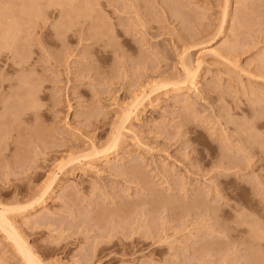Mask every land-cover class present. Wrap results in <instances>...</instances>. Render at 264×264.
Instances as JSON below:
<instances>
[{"label": "rangeland", "instance_id": "374dc122", "mask_svg": "<svg viewBox=\"0 0 264 264\" xmlns=\"http://www.w3.org/2000/svg\"><path fill=\"white\" fill-rule=\"evenodd\" d=\"M0 206L43 264H264V0H0Z\"/></svg>", "mask_w": 264, "mask_h": 264}, {"label": "bare ground", "instance_id": "6f19581e", "mask_svg": "<svg viewBox=\"0 0 264 264\" xmlns=\"http://www.w3.org/2000/svg\"><path fill=\"white\" fill-rule=\"evenodd\" d=\"M13 39V38H12ZM7 48V47H6ZM191 70V69H190ZM184 76H186L185 78H187L191 84V86H194V79H195V72L193 74V72L189 71V69H185L184 70ZM184 78V80H185ZM143 93V92H142ZM140 95V94H139ZM148 95V94H147ZM140 97V96H139ZM135 101V100H134ZM133 101V102H134ZM137 101V99H136ZM136 103V102H135ZM134 103V104H135ZM134 105H131V107H133ZM136 108V106H135ZM130 110V109H129ZM125 112V113H129ZM123 115V114H122ZM127 116V115H126ZM119 134V133H118ZM118 136V135H117ZM114 141V140H113ZM113 141L111 143H113ZM116 141V139H115ZM114 141V142H115ZM116 143V142H115ZM114 145V143L112 144V146ZM111 147V146H110ZM54 174V173H53ZM53 178V177H51ZM53 180V179H52ZM48 184V183H47ZM51 184V183H50ZM50 184H48V186H50ZM46 186V188L48 187ZM49 188V187H48ZM46 190V189H45ZM44 193V192H43ZM42 193V195H43ZM41 195V196H42ZM40 196V198H41ZM1 207V206H0ZM102 210V209H101ZM6 210L4 207L0 208V229H2L6 236L13 242L14 246L16 247V251L19 252L20 256L23 257V259L25 260L26 264H43L41 262V260L36 257L35 254H33V252L27 247V245L24 243L23 239H21V237L19 236L18 232L16 231V229L13 227L12 223L7 219L8 217L6 216Z\"/></svg>", "mask_w": 264, "mask_h": 264}]
</instances>
